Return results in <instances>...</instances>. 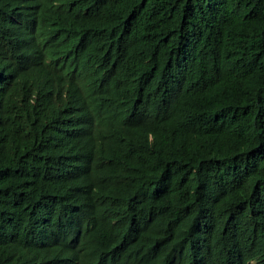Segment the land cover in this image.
Returning a JSON list of instances; mask_svg holds the SVG:
<instances>
[{"label":"trees","instance_id":"16d2710c","mask_svg":"<svg viewBox=\"0 0 264 264\" xmlns=\"http://www.w3.org/2000/svg\"><path fill=\"white\" fill-rule=\"evenodd\" d=\"M0 264H264V0H0Z\"/></svg>","mask_w":264,"mask_h":264},{"label":"bare ground","instance_id":"6f19581e","mask_svg":"<svg viewBox=\"0 0 264 264\" xmlns=\"http://www.w3.org/2000/svg\"><path fill=\"white\" fill-rule=\"evenodd\" d=\"M39 20H41V19H39ZM48 27V26H47ZM69 75V74H68ZM97 251V250H96Z\"/></svg>","mask_w":264,"mask_h":264}]
</instances>
